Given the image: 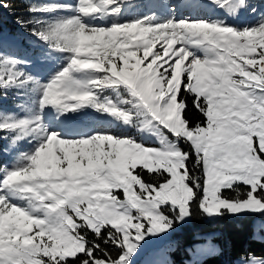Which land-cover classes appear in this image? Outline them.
Wrapping results in <instances>:
<instances>
[{"label":"snow or ice","instance_id":"1","mask_svg":"<svg viewBox=\"0 0 264 264\" xmlns=\"http://www.w3.org/2000/svg\"><path fill=\"white\" fill-rule=\"evenodd\" d=\"M125 4L134 0H33L28 13H71L16 17L45 46L42 60L68 54L46 83L25 70L31 60L4 50L23 37L0 33V89L25 98L24 115L0 113V152L18 153L0 165V264H173L167 238L196 218L246 219L261 239L264 9L208 0L229 17L255 14L242 25L177 19L175 4L166 18L121 21ZM0 8L14 11L9 0ZM86 108L159 147L104 127L66 136L44 123L48 109L59 120ZM24 141L32 147L21 151ZM152 165L155 179L144 171ZM228 244L221 233L192 231L183 264H205ZM236 264L264 257L245 253Z\"/></svg>","mask_w":264,"mask_h":264},{"label":"trees","instance_id":"2","mask_svg":"<svg viewBox=\"0 0 264 264\" xmlns=\"http://www.w3.org/2000/svg\"><path fill=\"white\" fill-rule=\"evenodd\" d=\"M171 0H154L153 3L145 4L144 2L141 3H134L133 5H127L125 4L122 8V11L120 13V16L123 20H130L133 17L137 16H145L150 15L152 13H155L159 16H166L169 13L168 9V3ZM11 3V7L14 10L12 14H9V9L0 8V18H2L5 22V24L8 26L9 30H14L18 34L22 35V37L30 38L32 40V37H29L28 35H23L22 29L20 26L18 27V31L16 29L17 25L15 20L17 16H22L23 18L27 19L32 15H35L37 17L41 16H59V13H28L26 11L27 7L33 0H9ZM38 2H61V0H38ZM253 5L260 6V9H264V0H250ZM210 8H204V7H195L192 13H188L189 19H225L228 23H232V21L228 18V16L225 14L223 10L220 12H217L215 10L211 11ZM186 14V13H184ZM255 14H250L247 12H244V18L240 22L239 25H242L244 23H251L254 19ZM184 18V16H182ZM233 24V23H232ZM31 27V25H29ZM22 30V31H20ZM57 63L56 60L53 64H50V68L46 71L44 70V78L51 72H56L57 70ZM39 75H36L38 77ZM16 98L14 97L13 93L10 91L8 92L7 96L4 95V92L2 89H0V106L4 105H10L13 101H15ZM98 114L94 113L91 108H86L81 110L76 115L77 123L80 126H77L75 129H78L74 133H65L60 132L62 135L67 136H76L78 134H86L89 129L98 128V127H104L113 133H119L123 135H132L133 131L132 128H124L120 127L118 125L119 121H117L116 125L111 126L109 122H96ZM191 118L193 120L199 119V115L193 111L191 113ZM58 130L63 127V125H58ZM0 135H3L0 133ZM136 138V135H132ZM6 141L0 140V147L2 145H6ZM28 146H32L30 144H26ZM20 148H23L25 150L29 149L26 148L24 144L21 143ZM11 153H3L0 152V165L1 163L5 162L7 159V155ZM138 168L140 166H137ZM145 172H149V170L144 169ZM157 170L150 171L152 177L155 179V173ZM192 231H201V232H211L215 231L217 233L223 234L225 237H227L229 244H228V250L225 254L218 256V257H211L208 260H206L205 264H213V263H219V264H232V261L237 256H242L245 253H252L257 257H264V236H259L261 239H253V234L251 233V228L248 225V221L246 219H240V220H219L214 223H209L205 219L196 218L191 220L188 224L183 225L180 227L176 232L173 233L171 246L174 247V251H168L169 258L173 261V264H183L185 260L188 259L187 254L184 252V247L186 246V242L190 236V233Z\"/></svg>","mask_w":264,"mask_h":264},{"label":"rangeland","instance_id":"3","mask_svg":"<svg viewBox=\"0 0 264 264\" xmlns=\"http://www.w3.org/2000/svg\"><path fill=\"white\" fill-rule=\"evenodd\" d=\"M147 1H149V0H147ZM61 2L75 3L76 0H61ZM153 2H154V0H151L149 3H153ZM171 4L176 5L175 16L177 19H183L182 16H184V17L188 16V13H192L194 8L197 6H200V5H203L204 7L210 8L211 11L215 10V11L219 12L220 10H223V9L216 7L215 5H208V0H171L168 3V6H170ZM184 13H186V14H184ZM169 14L170 13H168L167 16ZM59 15H71V13H59ZM160 17H162V16H160ZM165 18H166V16H165ZM228 18L232 21L233 24L239 25L240 22L244 18V12L241 13L240 16H238L236 18L229 17V16H228ZM120 20L122 21L121 16H120ZM18 27H19V25H17V27H16L17 31L19 29ZM2 32H5L6 34L7 33H17L14 30H9V28L5 24L4 20L2 18H0V33H2ZM20 36L22 37V35H20ZM4 50L10 55L19 56L21 58L31 60V64L29 66H27L25 68V70L27 72L31 73L35 77H36V75H39L38 78H39L41 83H46L49 80V78L55 73V72H51L47 76L42 78L44 76L43 71L44 70L47 71L50 68V64H53L55 60H56V63L58 65L56 70L58 71L59 69L64 67V65L66 64L67 61H66L65 57L68 55L67 53H51L48 58L42 60L40 57L45 51V46L42 43H34L33 40H30V38H25V37H23V40L18 45H12V46L6 47ZM84 78L85 77H83V76L81 77V79H84ZM11 92L13 93L16 100L13 101L10 105H7V106L1 105L0 106V113L7 112V113H15V114L21 115V116L24 115V112L20 108H17V105L21 104L25 98L23 96L16 95L15 90H13ZM30 98L31 97L29 96V99ZM77 113H68V114H66L68 116V119H64L62 117L58 120L56 118L55 113L52 112L51 109H48V110H46V112L44 114V123L48 126L49 131H60V132H65V133H71V132L74 133L78 130L75 128L77 126H80L76 120ZM101 121L106 122V123L109 122L111 124V126H114V125H116L118 120L114 117H106L104 119H97L96 122H101ZM57 124L58 125L61 124V125H63V127L58 130ZM118 125L120 127L129 128V126L124 125L120 121H119ZM132 131H133L132 135H136V139L138 141L146 144L149 147H159L158 140H156V138L154 136H151V134H148V133L137 134L139 130H136L135 128H132ZM78 135H81V134H78ZM21 143L24 144L26 148L30 149L32 147V146L30 147V146L26 145V144H28L26 141L21 142ZM19 150L26 151L23 148H20ZM14 152H15V150H14ZM14 152L7 155L6 161L1 163V165H4V164L10 165V164L14 163L15 157H16V155H18V153H14ZM137 166L142 167V165H137ZM146 170H149V171L157 170V167H156V165H152L151 169H146ZM137 188H138V186H137ZM112 191H114V192L118 191L119 197L121 199H123L122 190L113 189ZM18 203H22V202H18ZM258 219H262V218L258 217ZM179 228L180 227L178 226L177 230ZM251 233L253 234L252 230H251ZM256 235L257 236H264V229L258 228ZM171 241H172V237H169V238H167L166 243H168V245L171 246ZM167 256L169 257L168 252H167ZM255 257H257V256H255ZM240 258H241V256L235 257L232 261V264H236V261ZM188 259H189V257H188ZM213 264H219V263H213Z\"/></svg>","mask_w":264,"mask_h":264},{"label":"water","instance_id":"4","mask_svg":"<svg viewBox=\"0 0 264 264\" xmlns=\"http://www.w3.org/2000/svg\"><path fill=\"white\" fill-rule=\"evenodd\" d=\"M143 1L144 0H134V3H141ZM20 31H22V30H20ZM22 33H23V35H28L29 37H32L33 38L32 40L34 43H41L40 41L36 40V38L34 36L29 35L27 32L22 31Z\"/></svg>","mask_w":264,"mask_h":264},{"label":"bare ground","instance_id":"5","mask_svg":"<svg viewBox=\"0 0 264 264\" xmlns=\"http://www.w3.org/2000/svg\"><path fill=\"white\" fill-rule=\"evenodd\" d=\"M146 4L148 3V1L145 2Z\"/></svg>","mask_w":264,"mask_h":264}]
</instances>
